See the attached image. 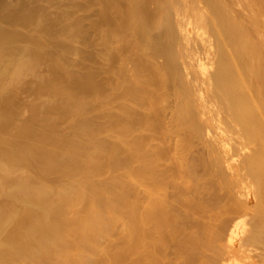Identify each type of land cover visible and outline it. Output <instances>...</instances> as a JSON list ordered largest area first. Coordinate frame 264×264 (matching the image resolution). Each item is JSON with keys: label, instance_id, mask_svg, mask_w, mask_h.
Segmentation results:
<instances>
[{"label": "bare ground", "instance_id": "6f19581e", "mask_svg": "<svg viewBox=\"0 0 264 264\" xmlns=\"http://www.w3.org/2000/svg\"><path fill=\"white\" fill-rule=\"evenodd\" d=\"M78 1L80 2V0H78ZM96 1H98V2H96ZM85 2H88V0L84 1V3ZM95 2L97 4H99V6L97 5V7L99 8L98 11L102 17L101 19L107 17V21H108L111 18V20H109V22H107L108 26L106 25L109 28H107L105 26L106 30L108 32L107 31H105V32H107V34H106L107 38L108 37L112 38L111 39L112 41L115 40L114 44H117L116 47H114V48H116L115 51L117 52V55H119L118 57H121V59H123V63H121V64L118 63V65L119 66L122 65V67L120 66L121 67L120 70H122V72H124L126 80H127V82H129V83L124 82L127 84V86H125V84L123 83L124 84L123 91H126L125 93L129 92L126 90L127 87H128V90L131 89L130 93L133 90L134 91L133 93H131V94L129 93L126 95L127 96L130 95L132 97L134 95V97H135V100L133 99L134 102H136V99L138 100L137 101L138 103L136 105L138 106V104L140 105V103L144 106L147 105L148 109H149V110L148 109L147 110L150 111V113L153 112L152 113V115H153L154 111L156 110L155 109L156 106H159L162 103H161V101H159L160 104L156 105V100L158 101L159 99L155 100V98L152 96V94H153V91H151L152 89L149 90V88H148L147 90H144V92L146 91L145 93L142 90V92L144 93L143 95H142V93H140L141 89L140 90L137 89L138 87L135 84H137L140 80H141V82L143 81V79H140V77H139L140 70H142L144 68H147V70L151 69L153 71L151 74L155 78L154 80L158 81L159 83L161 82L159 84L161 86H162V83L165 84V82L167 83L168 81H169L168 84H171V85L174 84L175 85L176 90H174V91L177 92L178 97H179V101H181V103H179L180 107H179V110L177 112L178 113L177 118H179V121H181V124L183 123L184 127L185 126L188 127V128L185 127L186 129L190 128V130H191V132L189 131L190 133L193 132L194 135H196V133L200 134L199 137L208 138L210 140L209 145L212 143V145L214 146L212 148L214 149V152L216 151L215 152L216 153L215 158L217 161L215 160L216 164L213 167L214 168L218 167L217 169H220V167H221L222 169H220V171L218 170L219 173H222L221 175H223V177H225L224 175L229 176V177L223 178V180L221 179V181L223 182L225 179H227V182L226 181H224V182H225V184L226 183L228 184V182H229L228 178H229L230 182L233 184V186H232V184L229 182L230 187H228V188H231V190L233 189V193H232L233 197L231 195L230 196L233 199L232 201H233V205H234V210L237 209L243 213V214H240V213L238 214V215H241L242 217L244 216L242 219L240 218L243 221L239 220V222H241V223L243 222V224H242L243 226L241 225L242 229L240 227L241 231L238 228L237 230H239L240 232H238L236 230H235L236 231L235 232L233 229L230 228L231 231L233 230L236 233V237L233 236V235H235V233L232 235L233 239L231 238L232 240L230 241V245L231 244L232 245L238 244L239 246L236 245L235 250H240V251H242V249L241 248L237 249V246L243 247L242 253L243 252L245 253L246 258H243V259L240 258L241 262H242V260H244L241 264H264V43L257 42L254 38L255 34L253 35V33H255V32H252V30H249V29H245L244 27H242L241 24H239V22L235 18H233V15L231 14V12L229 10V2H227V1H222V0H95ZM16 3H18V2L16 1ZM73 3H74V1H73ZM75 3H77V2H75ZM89 3H88V5H89ZM20 4H23V3H20ZM76 6H77V4H76ZM69 7H70V5H69ZM94 8H96V7H94ZM94 8H93V10H94ZM66 9H70V8H66ZM72 9H71V11H73ZM31 10H32V8L29 11L31 12ZM33 10H35V8H33ZM3 11H4V9H3ZM62 12H64V11H62ZM10 13H12V12L10 11ZM99 13H98V15H99ZM28 14L26 13L27 16H28ZM65 14H66V12L63 13L64 16H65ZM83 14H84V12H83ZM4 15L0 16V19H1L0 23H2V25L0 24V144H5V145H7V147L5 148V146H3L4 148H2V145L0 146V264H108V263H106V261H103L105 258H107L108 254L106 257L101 255L102 252L105 253V251L107 249H109V248L105 247V246H107V244L104 246V248H106L105 251L103 249L102 252L100 251V253H99V250H100L99 247H100V245H102V244H100L102 241H105V240L107 241V239H109L111 236H112V238H114L113 234L114 235L116 234L115 228H114L116 220H120L122 218L127 219L125 224H124V230H123V227L121 226L122 230L119 229V231H121V232L125 231L124 233L126 235H128V237H130V238L132 237L131 239H133L134 235L138 234L137 232L141 231L140 228L143 225H145V223H147V225H149L152 223L151 221H153V223L154 222L156 223L155 225H157V227H158V225H161V226H159L160 228H157L156 226H152V227H154L152 229L157 228L160 231H161V228L164 229L165 227H167L168 225L166 223L168 222V220L165 219L166 218L165 214L167 212H169V208L165 207L166 210L168 209V211L164 214V212L166 210L164 208L162 209L163 206H161V204L162 205L165 204V203L164 204L161 203L162 199L158 198V197H154V198L150 197L152 199V201H154V203H150V201H148L150 203L149 204L147 202L149 204V207L147 206L148 205L147 204L145 206L147 208H145V209L150 208V210H151V206H152L153 210L147 211L144 215H141V217H139L140 213L137 215L138 212L135 211L136 210V204H135L134 200H132L130 198L131 196L129 197L130 193H128V191L125 189L126 182L124 181V179L122 177H119L118 174H117V176L112 175L111 177H109L113 173L112 172V173H109L108 179H107L106 174H105L106 179H104L105 177L101 178L103 176L100 177L101 179L99 178V174L104 173L103 171H100V170L104 164V163H102L103 159H104L103 157L106 155L107 152L109 153V154L107 153L109 156H107L108 158L106 157L104 161H106V159H109V157H110L111 160L113 161L111 163L112 164L114 162L116 163L113 165H116L115 169H117V170L122 165V164L121 165L119 164V166H118L117 161H118L119 155H117V154H120V152H121L120 150L121 149L123 150V148H124V145L122 144L121 141L123 140V143H124L126 141V139L121 138L122 139L121 140L119 138L121 141L120 140L117 141L118 144L115 142L116 143L115 146H114V143L112 145L109 144L111 146V147L108 146L111 148V149L109 148L110 149L109 150V149H107V145H104V144H107L109 142H107V141L104 142V140L103 141L101 140V139H106V138H103V137L98 138L99 134L95 133V131L87 125L88 122L86 124V123H84L85 120H84V122L80 121V120H82V116H83L82 114H80V115H82L81 119H77V117L74 116V115L78 114L77 112L79 110H82V109H78V107L71 105L72 104L71 102L73 101L72 98H74L73 96L75 95L74 94L75 92H73L71 94L72 86L70 88V83H73L72 82L73 78L71 79V77L73 75L70 77L68 74H70L72 72V70L69 69L71 72L67 74V70L65 69L66 66H64L67 64H64V62L62 64L61 63L62 61H59L60 60L59 58H58L59 60H56L57 57L53 58L51 65H50L51 66L50 69L53 72L52 75H54L50 79H54V80H51L49 82L48 81L47 82H41V84H39L38 86L36 84L35 87H31V88H33V89H31V91L33 90V93L40 94V95L46 94L48 103H47L46 107H44L45 109L43 111L38 110L37 109L38 107H36V105L38 103L32 107H31V105H32L31 104L30 108H32L31 109L32 116L30 115L31 116L30 119L27 121V123H25L24 126L22 124H20L18 127L17 123L20 122L19 119H17L18 113L15 111L14 112L11 111L9 109V105L12 103L11 102L12 99H14L13 103L15 102V98H13V97H14L15 93L18 91V89L21 87V84L24 80L25 75H27V74L29 75V73H31L33 71V69H35L34 67L39 64V61L42 58L46 57L47 52L45 51L46 50L45 46L49 45V44L47 45V43L49 42V39L45 41V39H47V38H44L43 35L39 34L37 36L36 35L34 36V34L31 33L33 35V36H31V34L28 35L25 33V31H23V29L27 28L29 25L32 26L33 24H30V23L32 21L34 22V20L36 21L34 23H36V25H37V22L39 20L37 19L38 20L37 21L36 19H34L32 17L34 15L30 16L31 15L30 14L29 15L30 17H28V18H27V16L24 15L26 18L25 19L23 18L22 21H20L19 19L16 18L18 21H15V23L17 22L19 24L18 26H20V29L22 28V30H20V31L18 29H17L18 31L17 30L13 31V29H9V31L6 30L5 29L6 27L3 25L6 21L2 18L5 17V19H6L7 16H4ZM60 15H61V13H60ZM63 15H62V17H64ZM69 15L70 14L68 13V16ZM12 17L13 16H11V18ZM98 17L100 18V16H97V18ZM11 18H10V21H11ZM37 18H39V17L37 16ZM66 18H67V15H66ZM93 18H94V16H93ZM31 19H33V20L30 21ZM59 19H61V18H59ZM43 20H44V18H43ZM79 20H81V19H79ZM82 20L84 22V19H82ZM8 21H9V19H8ZM8 21H7V23L10 22V21L9 22ZM100 21H99V23H100ZM103 21H105V20L103 19ZM88 22H86V24ZM40 23L38 22L39 25H40ZM78 24H79V22H78ZM5 25H7V27L8 26L10 27V25H8L6 23H5ZM97 27H98V25H97ZM74 29H72V30L74 31ZM90 29H92V28H90ZM90 29H88V30H90ZM28 30H29V28H28ZM99 30L100 29L98 28L95 32H98ZM131 30H132V32H131ZM11 31H13V32H11ZM58 32H60V30ZM70 32H71V30H70ZM75 32H74V34H75ZM78 32H80V31H78ZM62 33H63V31H62ZM129 33H132L133 37L131 35H129ZM63 35H65V34H63ZM98 35L96 37H98ZM106 35L104 33V37H106ZM128 35H129V37H132V40L130 38L131 41H129V39H128L129 37L128 38L126 37ZM61 37H63V36H61ZM79 37H81V35H79ZM101 37H102V39L104 38L103 36H101ZM51 38H53V37H51ZM18 39H21V41ZM125 39H128L129 42L126 41ZM22 40H24L25 42L23 43ZM57 40H59V39H57ZM88 40H89V38H88ZM98 40H99V42L101 41L100 39H98ZM105 40H106V38H105ZM122 40H125V43H123ZM50 41L52 42L53 46H54L55 42H57V41H55L53 44L54 40L51 39ZM59 41H62V40H59ZM59 41L57 42V44H55V47L57 49L59 48L60 49L59 51H64L59 46L64 45L63 47L65 48V44L63 41L60 44H58ZM96 41H97V39H96ZM121 41L123 44H121ZM19 42H22V44H19ZM84 42H85V40H84ZM84 42H83V44H84ZM126 42H128V43H126ZM86 43H88L87 39H86ZM118 43H120V44L118 45ZM75 44H77V41ZM81 45H82V43H81ZM81 45L79 44V47H81ZM53 46H52V48H53ZM107 46H110V45H107ZM112 46L113 45H111V48H112ZM55 47H54V49H56ZM68 48H69V46H68ZM105 48H103V49L106 51L107 48L106 49ZM149 49L153 50V51H151L153 53V57H150V58L148 57L147 54L144 53V52H146V50H149ZM78 50H76V51H78ZM113 51H114V49H113ZM110 52H111V49H110ZM104 53H106V52H104ZM141 53H144L147 57L144 55L146 58L143 56L140 58H144V59L138 58L139 56L142 55ZM152 53L150 54L151 56H152ZM96 54L98 55V51ZM107 54H109V51ZM136 54L137 55L141 54V55L137 56ZM49 55H50V53H49ZM111 55H112V53L109 55L110 56L109 59H111ZM115 55H116V53H115ZM60 56H61V54H60ZM75 56H77V55H75ZM98 56H100V55H98ZM104 56L106 57V58H104L106 60L108 58V55L107 56L104 55ZM134 56H136L135 59H134ZM63 57H66L65 52H64ZM102 57H100V59ZM116 58L117 57H114V59H116ZM82 59H83V57H82ZM82 59H81V61H82ZM109 59H108V61H109ZM118 59L119 58H117V61H118ZM139 59H140V62H139ZM101 60H103V58ZM158 60L161 61V63H162V65L160 63V65L162 66V69H160V70L158 69V67L155 64V62H158ZM49 61H50V59H49ZM115 62H116V60H115ZM115 62H113V63H115ZM40 63H41V61H40ZM86 63H84V64H86ZM115 64H117V63H115ZM101 65H102V63H101ZM118 65L115 66L116 69L118 68ZM81 66L82 65L80 64V66L78 67L79 68L78 70H80ZM111 67H113V66H111ZM115 67H113V70H115L114 69ZM98 68H100V67H98ZM75 69L77 70V67ZM101 70H102V68H101ZM120 70L118 68V71H120ZM151 70H150V72H151ZM83 71H84V69H83ZM83 71H81V72H83ZM145 71H146V69H145ZM89 72H93V70L89 71ZM113 73H115V71ZM148 73H146L145 75H147ZM99 74H100V72H99ZM49 75H50V73H49ZM87 75H89V73ZM113 75H115V74H113ZM140 75H142V77H143L144 74L141 73ZM83 76H85V75H83ZM96 76H98V75H96ZM122 76H120V77L123 78ZM148 76L150 77V75H148ZM148 76H147V78H149ZM105 77L103 79H105ZM125 77H124V79H125ZM99 78L101 79V77H99ZM144 78H146V77H144ZM75 79L76 78H74L73 81H75ZM89 79H91V78L89 77L88 80ZM111 79H112V77H111ZM92 80H96V82H98L97 79L92 78ZM109 80H110V78H109ZM109 80H107L108 83H109ZM154 80H152L153 83H154ZM76 81L80 82V80H76ZM120 81H121V79H120ZM156 81H155V83L157 84ZM77 82L75 84H77ZM89 82L92 83L91 81H89ZM96 82H95V84H96ZM102 82H103V80H102ZM170 82H172V83H170ZM133 83H134V85H131ZM79 84L77 85L78 88H79ZM81 85L83 86V83ZM88 85L89 84H87V85L84 84L85 87L86 86L88 87ZM103 85H105V83ZM130 85L132 87L136 86L135 89H137V90H135L134 87H133V89H132V87L130 88ZM144 85L146 86L148 84L145 83ZM74 86H76V85H74ZM165 86H167V85H165ZM87 87L86 88L83 87V89H87ZM90 87H94V86L90 85ZM97 87H95V88L98 89ZM105 87H106V85H105ZM113 87H114V85H113ZM152 87H153V85H152ZM167 87H169V86H167ZM101 88H103V86ZM101 88H99V89H101ZM120 88H122V87H120ZM69 89H70V91H69ZM110 89H112V87H110L109 90ZM155 89L157 90L159 88H154V90ZM167 89L170 92L169 88H167ZM75 90H77V89H75ZM90 90L91 89L86 90V91L82 90V91H85L87 93V91H89V92L92 91V90L91 91ZM107 90H108V88H107ZM109 90L107 92H109ZM148 90L150 92H148ZM95 91L93 93H95ZM110 91H112V90H110ZM117 91L118 90H116L115 92H117ZM165 91H167V90H165ZM79 92L81 93V91H79ZM79 92L77 93L78 96H75V97L81 96V95H79ZM115 92H113V93H115ZM135 92H138L140 95H138ZM154 92L156 95V91H154ZM119 93H122V91ZM125 93L123 92V94H125ZM149 93H151V95ZM171 93H172V91H171ZM96 94L93 96L95 97ZM18 95H19V93H18ZM90 95H91V93L89 95H85V96L82 95V96H84L85 98H86V96H89L91 98ZM108 95H110V94H108ZM115 95L113 97H115ZM126 95H125V97H126ZM102 96H103V94H102ZM159 96H158V98H159ZM164 96H166V95H164ZM173 96H174V94H173ZM173 96L171 95L172 98H173ZM15 97L17 98V96H15ZM99 97L97 98L98 101H99ZM104 97L109 98L110 96L108 97L105 95ZM119 97L120 96H117V98H118L117 100L120 99ZM126 98L129 99V97H126ZM160 98H163V97H160ZM57 99H61V104H59V105H57V103L54 104V102ZM88 99L89 98H87V100ZM91 99H89L88 101H90ZM111 99L116 100L114 98H111ZM121 99L124 100L125 98H121ZM173 99H175V98H173ZM76 100H75V102L78 103L79 99L77 101ZM95 100H96V97H95ZM109 101H111V100H109ZM125 101L124 102L127 104V100H125ZM132 101L130 100L131 103H132ZM41 102H42V100H41ZM80 102H82L81 99H80ZM84 102L87 103L86 99ZM91 102H93V100H91ZM99 102H102V101H99ZM130 102H128V104ZM134 102L132 104H134ZM164 102H166V101H164ZM167 102H166V105H168ZM94 103L95 102H93V104ZM109 103L110 102H108V104ZM114 103H116V101ZM114 103H112V104H114ZM174 103H176V102H174ZM14 104H16V103H14ZM42 104H44V103H42ZM98 104H100V103H98ZM108 104H106V105H108ZM118 104H115V106L118 105V108H121V106H125L124 103H123V105H121L122 103L121 104L118 103ZM86 105H88V103ZM39 106H41V105L39 104ZM100 106L97 105V107H98L97 109H99ZM105 106H103V107H105ZM128 106L130 107L131 105L129 104ZM111 107L113 108V106H111ZM129 107H126V109L128 108L127 109L128 112L132 108L136 109V108H134L135 106L130 107V108ZM140 107H141V105H140ZM150 107H151V109H153V111L150 110ZM118 108L116 107V109H118ZM176 108H177V106H176ZM110 109L111 108H109V110ZM126 109L123 108L120 111L125 112ZM127 110L125 113L127 115H130V114H128ZM116 111L114 110V113ZM120 111L117 112V114L118 113L120 114L121 113ZM134 111L135 110H133V112ZM160 111H158V112H160ZM162 111H164V109H162ZM84 112L87 113L86 110ZM131 112H129V113H131ZM141 112H140L141 117H143L142 114H144V113H143V111H141ZM79 113H81V112H79ZM89 113L91 114V112H89ZM125 113L122 112L120 115H124ZM66 114H68V115L65 116ZM126 114L124 116H127ZM155 114H156V111H155ZM93 115H94V113H93ZM96 115H98V114L96 113ZM96 115L93 117V119L96 117ZM64 116L66 119L71 117L70 120H72L74 118V122L69 121L67 124V127L64 128L65 134L61 135L58 132L57 125L60 126L59 125L60 124L59 123V117H64ZM72 116H73V118H72ZM131 116H133V115H130L127 117H131ZM78 117H79V115H78ZM90 117H91V115H90ZM99 117H101V116H99ZM134 117H135V114H134ZM141 117H139V118H141ZM103 118H104V116H103ZM131 118H133V117H131ZM139 118H136V119H139ZM87 119H88V116H87ZM108 119H110V117H108ZM97 120H98V117H97ZM100 120H102V119H100ZM104 120H105V118H104ZM106 120H107V117H106ZM75 121H78V122H75ZM86 121H88V120H86ZM118 121H119V123H118ZM142 121H145V120L142 119ZM159 121L160 120H158V123H160ZM89 122H91V121H89ZM115 122H117V124ZM115 122L114 123L116 126L118 124L119 125L122 124V126L120 125V128L123 127V125L125 126V124H127V123L123 124L122 120H117V119ZM42 123L44 124L41 128L43 130H40L39 125ZM93 123H94V121H92V125H93ZM175 124H176V122H175ZM94 125H95V123H94ZM178 126H181V125H178ZM43 127H45V129ZM62 127H64V126H61L60 128H62ZM117 127H119V126H117ZM110 128L108 127V130H110ZM127 128H125V129H127ZM117 129L118 128H116V130ZM180 129L181 128H179L177 130H180ZM116 130H115V132H117ZM139 130H140V128H139ZM141 130H142V128H141ZM181 130H183V127ZM185 130H183V131H185ZM121 131H123V130H121ZM127 132H128V130H127ZM127 132H126V135H127ZM131 132L133 133V130ZM156 132L158 133L159 130L158 131L156 130ZM122 133L124 134V131ZM132 133H130L129 135H132ZM160 133H161V131H160ZM164 133H166V132H164ZM139 134H137V135L134 134V135L136 137H138ZM145 134H143V135H145ZM166 134H165V136H166ZM95 135L98 137H96ZM146 135L143 137H146ZM156 135H158V134H156ZM172 136H174V135H172ZM95 137H96V139H95ZM143 137L141 139H145ZM158 137H160V136H158ZM113 138H116V137L113 136ZM163 138L162 137L158 138V140L160 139V141H161V139H163ZM171 138H173V137H171ZM98 139H100V141H97ZM150 139H151V136H150ZM164 139L168 140L167 138H164ZM156 140H157V138H156ZM187 140H188V138L186 139V142H187ZM128 141L125 142V144H127L125 146H129V142H130V144H131L130 147L131 148L135 147V148H133V150L135 149L136 150L135 152H137V153H135L133 150H129V153L131 152L130 154H133V155L136 154L137 155V156L132 155L133 158L137 157L138 160H140V158L142 159L143 156H144L143 158H145V159H147L149 157V155H147V154L149 153L148 151H150V149H147L148 153L146 152L147 153L146 155L148 157L147 156L145 157V155L141 156L140 154H138V150L140 148H139V145L137 144V142H133V141L128 142ZM153 141H155V140H153ZM171 141H172V139H171ZM190 141L192 142L193 140L190 139ZM86 143H87L89 151L85 147ZM183 144H185V143H183ZM144 145L141 146V144H140V147H143V153H144V149H145ZM169 145L170 144H168V146ZM190 145H192V143ZM104 146H106V147H104ZM186 146L189 147V144L187 143ZM136 147L139 149H137ZM84 148H86V150ZM149 148H151V147L149 146ZM105 149H107L108 151L107 150L105 151ZM127 149H129V148H127ZM154 149H155V147H154ZM151 150L153 151V149H151ZM184 150H186V149H184ZM103 152H106V153H103ZM123 152H125V151H123ZM132 152H134V153H132ZM167 152L168 151L166 150L165 153H167ZM154 153L155 152H153V154ZM122 154L123 153H121V155ZM124 154L126 155V153H124ZM124 154H123L122 158L123 157L125 158ZM156 154H158V152L155 153V156H157ZM163 154H164V152H163ZM127 155H128V153H127ZM127 155H126V158H128ZM138 155H140L139 156L140 158L138 157ZM181 156H183V155H181ZM115 157H117V158H115ZM157 157H159V155ZM133 158L130 160V162L133 161ZM174 158H173V160L172 159L171 160L172 161L176 160ZM179 158H177V159H179ZM145 159H143V161ZM181 159L183 160V158H181ZM166 160H167V158H166ZM121 161L125 163L124 159H121ZM134 161H135L134 164L136 165V158ZM187 161H188V159H187ZM107 162H108V160H107ZM130 162L128 163V160H127V165H129ZM176 162H177V160H176ZM178 162H179V160H178ZM142 163H145V162H142ZM146 163L148 164L147 161H146ZM151 163H152V161L148 165H153V163L152 164ZM170 163H172V162L170 161ZM181 163H182V161H181ZM145 164L144 165L138 164L139 167L141 165L139 170H137V168H136L137 166H135L136 169L135 168L134 169L137 171L133 170L136 173L132 172V174L133 173H134V175L137 174V177L140 179L141 178L147 179L148 176L143 177L144 176L143 172L146 169L149 172H147L146 170L145 171L147 173H150L151 172L150 169H152V168H150L151 166H148V165L146 166ZM192 164H190V165H192ZM198 164H199V162L197 163V165ZM105 166H106V163H105ZM117 166H118V168H117ZM145 166L147 168L149 167V170L147 168L144 169ZM210 166H212V165L210 164ZM169 167H170V165H169ZM108 168H110V167H108ZM111 168H112V165H111ZM131 168H132V166H131ZM178 168H180V167H178ZM184 168H186V167H184ZM184 168H183V170H184ZM211 169L213 170V168H211ZM121 170H122V168L120 169V171ZM153 170H155V169H153ZM185 170H188V169H185ZM222 170H223V172H222ZM107 171L108 170H106V172ZM114 172H116V171H114ZM146 172H145V175L147 174ZM172 172H173V170H172ZM126 173H127V171H126ZM129 173L130 172H128V174ZM187 173H188V171H187ZM180 174L181 173H179V175ZM141 175H143V176H141ZM147 175H149V174H147ZM151 175H153V174H150V177H151ZM124 176H125V174H124ZM199 176H200V174H199ZM185 177H184V179H185ZM211 177H212V175H211ZM126 178H127V181H129L127 176H126ZM129 178H132V176L130 177V175H129ZM134 178H136V177L134 176ZM181 178H182V176H181ZM152 179H153V177H152ZM152 179L150 180L151 183H152ZM153 180L155 181V179H153ZM185 180H183V181H185ZM137 181H139V180L137 179ZM212 181H214V179ZM217 181L218 180H216V182ZM219 181H218V183H219ZM135 182H133V183H135ZM150 182H148V183H150ZM127 183H129V182H127ZM142 183H143V181H142ZM155 183H156V181H155ZM157 183L155 186H157L159 184V183L158 184ZM189 184L192 185L191 182ZM161 186H165V185L161 184ZM161 186L159 185L158 186L159 188H156V189H154V187H152L151 190L154 189L155 191L156 190L161 191L163 189ZM223 186H224V184H223ZM166 187H164V189ZM169 187H170V185H169ZM147 188H148V186H147ZM159 189H161V190H159ZM171 190H172V188H171ZM227 190H229V189H227ZM229 191L227 193H229ZM172 192H171V194H172ZM186 192H188V191H186ZM198 192H199V190H198ZM147 193H149V192H147ZM156 193H157V191L154 194H151V196L155 195ZM160 193H163V192H160ZM176 194H177V192H176ZM161 195L163 196V194H161ZM228 195L229 194H227V196ZM176 196H178V195H176ZM210 196H211V194H210ZM191 197H193V196H191ZM150 198H148V199L150 200ZM155 198L157 201H159L158 203H160V205L155 200H153ZM163 199H165V198H163ZM172 199L174 201L176 198L175 199L172 198ZM188 199L191 200L190 196H188V198L186 200L188 201ZM192 199H194V198H192ZM198 199H199V197H198ZM183 200H185V199H183ZM206 200H207V198H206ZM213 200H215V199H213ZM193 201H196V199H194ZM200 201H202V200H200ZM164 202H165V200H164ZM155 203H157V204L155 205ZM175 203L177 204V202H175ZM195 203H193V204L195 205ZM151 204H153L154 206ZM166 204H165V206H166ZM224 205H225V207L227 206L226 204H224ZM157 206H159V207L157 208ZM201 207H202V205H201ZM208 207H207V209H208ZM231 207H232V204H231ZM199 208H200V206H199ZM209 208L211 209L212 207H209ZM226 208L228 209V207H226ZM232 208H231V210H232ZM216 209H218V208H216ZM203 210L207 211L204 208H203ZM211 210L213 211V209H211ZM216 211L220 212V209L216 210ZM228 211H230V210H228ZM187 212H188V210H187ZM209 212L211 213V211H209ZM217 212L215 214H217ZM219 212H218V214H220ZM169 213H168V215H170ZM177 213L178 212H176V214ZM179 214H181V212H179ZM211 214H209V216H212ZM235 216H237V215H235ZM213 218L215 219L216 217L213 216ZM213 218H211V219H213ZM211 219H209V220H211ZM165 220H166V223H165ZM218 221H219V218H218ZM236 221H238V220L236 219ZM148 222H150V223L148 224ZM209 222H211V221H209ZM216 222L217 221H215L213 223H216ZM164 223H165V227H163ZM168 223H170V221ZM213 223H211V224H213ZM241 223H238V225H240ZM231 224H234V223H231ZM147 225H145V227H148ZM228 225L229 224H227L226 226H228ZM186 226H188V225H186ZM224 230H225V228H224ZM116 232H117V230H116ZM121 232H119V234L123 236V234H121ZM142 232H144V231H142ZM142 232H141V235H143ZM144 233H147V232H144ZM149 234H150V236H149L150 238L155 237V238H153V240L155 239V241L157 242V243L155 242L156 244H159L160 242H162V238H163L162 234H160L158 232L156 234H154V236L151 233H149ZM172 234H173V232H172ZM220 235L221 234H219V236H218L219 238L222 236V235L221 236ZM135 237L137 239L140 238V236H138V237L135 236ZM194 238L195 237H193V239ZM210 238H209V240H210ZM118 239H120L122 241V237H120ZM135 239L133 241H135ZM111 240H113V239H111ZM120 240H118V241H120ZM123 240H125L124 237H123ZM138 240H136L135 242L141 241V240H139V241ZM145 240L147 241V238ZM149 240L150 239H148L147 242H149ZM133 241H131L132 242L131 244H133V245L139 244V243H133ZM143 241H144V239H143ZM143 241H141V242H143ZM171 241L173 242V239ZM221 241H223V240H221ZM147 242H146V244H147ZM150 242H152V241L150 240ZM111 243L113 244V242H111ZM111 243L109 245H111ZM153 243H154V241H153ZM217 243H219V242L217 241ZM227 243L229 244V242H227ZM228 244H226V245L228 246ZM124 245H125V243H124ZM142 245H143V247L145 246L144 243ZM148 245H149V243H148ZM162 245H163V243L159 246H162ZM170 245H172V244L170 243ZM118 246L120 247V244ZM129 246L130 245L127 246V248H129V254L131 251L134 254L133 250H135V249L131 250V248H133L135 246H133V247L130 246L131 248ZM138 246H137V248H139L141 246V244L139 247ZM187 246H189V245L187 244ZM234 246H232V247H234ZM143 247L141 246L140 248H143ZM220 247H222V245H220ZM112 248H110V249H112ZM127 248H125V249H127ZM199 248H200V246H199ZM101 249H102V247H101ZM110 249L108 251H110ZM115 249H116V247H115ZM123 249H124V247L122 249H120L119 252H122ZM206 249H208V248H206ZM206 249H205V251H206ZM144 250H145V247H144L141 255L144 253ZM148 250L150 251L151 249H148ZM199 250L200 249H198V251ZM73 251L74 252L77 251V252L74 253ZM173 251H174V249H173ZM112 252H114V251H112ZM117 252H118V250L116 251V253L114 252L113 254L108 252V253H110L109 255H112V256L108 257V259L110 258L109 260H112V262H110L109 264H121L119 262H121V259L124 258L122 253L125 251L123 250V252L120 254H117ZM137 252H135V253H137ZM145 252H146V250H145ZM154 252H156V251H154ZM199 252H201V251H199ZM132 253L130 255H132ZM158 253H159V251H158ZM175 253H176V251H175ZM194 253H195V251H194ZM194 253H193V255H194ZM196 253L198 256L199 253L198 252H196ZM216 253H218V252L216 251ZM127 254H128V249H127L125 256ZM137 254H135V255H137ZM145 254H147V253H145ZM184 254L185 253L183 252V255ZM155 255H157V254H155ZM221 255H223V254H221ZM100 256H102L101 257L102 259L104 257V259L102 260L100 258ZM142 256H144V255H142ZM151 256L149 257V259H147L148 261H151L150 260V259H152ZM163 256H165V255H163ZM180 256H181V254H180ZM190 256H192V255H190ZM202 256H204V255H202ZM145 257H146V255H145ZM145 257H141V258H145ZM159 257H160V254H159ZM137 258H138V256H137ZM182 258H184V257H182ZM207 258H210V257L207 256ZM236 258H237L236 261L239 260L238 259L239 257H236ZM131 259L132 258H130V260ZM189 259H190V257H189ZM197 259H199V258L197 257ZM139 260H140V258H138L137 261H139ZM220 260H222V259L220 258ZM141 261H143V259ZM223 261H225V260H223ZM127 262H129V260ZM152 262L153 261H151V263ZM191 262H192V260H191ZM196 262H194V264ZM212 263H213V261H212ZM231 263L232 262L230 261V264ZM239 263H240V261H239ZM148 264H149V262H148ZM169 264H171V262Z\"/></svg>", "mask_w": 264, "mask_h": 264}, {"label": "rangeland", "instance_id": "374dc122", "mask_svg": "<svg viewBox=\"0 0 264 264\" xmlns=\"http://www.w3.org/2000/svg\"><path fill=\"white\" fill-rule=\"evenodd\" d=\"M6 1V2H5ZM16 1L18 2V3H16ZM28 1V2H27ZM73 1H74V3H73ZM84 1H87V0H80V2L78 1V0H0V16H3L4 14V16H7V18L5 19V17L4 18H2V19H4L6 22V24H8V25H10V27L8 26L7 27V25H5V23L3 24L6 28V30H8L9 31V29H13V31H15V30H22V28L20 29V26H18L19 24L16 22L15 23V21H18L17 19H19L20 21H22V19L24 18H26L25 16H27L26 15V13L28 14V16H27V18L28 17H30V16H32V15H34V16H32L34 19H38L37 21L40 23V25L38 24V22H37V25H36V23H34V22H36L35 20H34V22L32 21L33 19H31L30 21H32L30 24H33L32 26H28L27 28H25V29H23V31H25V33L26 34H28V35H30L31 33H33L34 34V36L36 35H43V37L44 38H47V39H45V41L46 40H48L49 39V42L47 43V45L48 46H45L46 47V52H47V54H46V57H44V58H42L40 61H41V63H40V61H39V64L37 65V66H35L34 68L35 69H33V71L31 72V73H29V75L27 74V75H25V77H24V80H23V82H22V84H21V87L18 89V93H19V95H18V93L16 92L15 93V95H14V97L13 98H15V102L14 103H16V104H14L13 103V101H14V99H12V103L9 105V109L11 110V111H15V112H17L16 114H17V119H19V123H17V125H18V127H19V125L20 124H22L23 126L25 125V123H27V121L30 119V117L32 116V113H31V109L32 108H30V105H31V107L32 106H35L37 103V105H36V107H38L37 109L38 110H41V111H43L45 108L44 107H46V105H47V96H46V94H36V93H33V90L31 91V89H33V88H31V87H35L36 86V84H37V86L39 85V84H41V82H49V81H51V80H54V79H50V78H52L54 75H52L53 74V72H52V70L50 69V65H51V62H52V59L53 58H56V60H59V61H62L61 63L63 64V62H64V64H67V65H64V66H66L65 67V69L67 70V74L68 73H70L71 71L69 70V69H71L72 70V72L70 73V74H68L70 77H71V79L73 78H76L75 79V81L76 80H80V82L78 81H76L77 82V84H75L76 82L75 81H73V79H72V82L73 83H70V88H71V86H72V88H71V94L73 93V92H75L74 94V98H72L73 99V101L71 102L72 104V106H75V107H78V109H82V110H79L77 113L78 114H76V115H74V116H76L77 117V119H81V116H82V120H80V121H83L84 122V120H85V122L84 123H86L87 124V122H88V126L91 128V129H93L94 131H95V133H98L99 135V137L98 136H96V137H98V138H106V139H101L102 141L104 140V142H109V143H107V144H104V145H107V149H109L111 146L109 145V144H113L114 143V146L116 145V143H117V141H119L121 138L122 139H126V141L125 142H127L128 140L129 141H133V142H137V144L139 145V148L141 149H139V148H137V149H139L138 150V154H140L141 156H143V155H145V157L147 156V155H149V157L147 158V159H145V158H143L142 157V159L139 157L140 155H138V157L140 158V160H138V158L137 157H134L133 158V156H137L136 154H130L129 153V150H133V148H135V147H133V148H131L130 146H131V144H130V142H129V146H125V145H127V144H125V142L123 143V140L121 141L122 142V144L124 145V148H123V150L121 149L119 152H120V154H117V155H119L118 156V161H117V163H118V166H119V164L121 165L119 168H118V166H117V168H118V170L117 169H115L116 168V165H113V164H116L115 162L112 164L111 162H113L112 160H111V158L109 157V159H106V161H104L105 160V158L107 157V156H109L106 152H103V153H106V155L103 157L104 159H103V162L102 163H104L103 164V167H101V170L100 171H103L104 173H100L99 174V178L101 177V176H103V177H101V178H104V179H106V176H107V179H108V176H109V173H112L109 177H111L112 175H116L117 176V174H118V176L119 177H122L123 179H124V181L126 182V187H125V189L128 191V193H130L129 194V197L132 199V200H134V202H135V204H136V210L135 211H137L136 213H137V215L139 214L140 216L139 217H141V215H144L147 211H152L153 209V207L151 206V210H150V208L149 209H145V208H147V207H145L149 202L148 201H150V203H154V201H152V199L150 198V197H152V198H154V197H158V198H161L162 199V201H161V203H167L166 204V206H165V204L164 205H162L161 204V206H163L162 207V209L164 208L165 210H166V208L168 207L169 208V212H167L168 211V209L164 212V214H165V219L166 220H168V222L170 221V223H166V220H165V223L168 225H166L167 227H165V223H164V226L163 227H165L164 229L163 228H161V231L159 230V229H157V228H160L159 226H161V225H158V227H157V225H155L156 223L154 222L153 223V221H151L152 223L151 224H149L150 222H148V224L150 225H147V223H145V225H147L148 227H145V225H143L141 228H140V230L141 231H139V232H137L138 234H136V235H134V238L133 239H131L130 237H128V235H126L124 232L125 231H119V229L120 230H122V227H123V230H124V224H125V222H126V218H122V219H120V220H116L115 221V226H114V228H115V235L113 234V237L115 238H112V236L109 238V239H107V241L105 240V241H102L100 244H102V245H100V250H99V253H100V251L102 252V250L104 249V251H105V249L106 248H104V246L107 244V246H105V247H107V248H112V249H110V251H108L109 249H107L106 251H105V253H103L102 252V254L101 255H103L104 257H106L107 256V254H108V256H107V258H105L104 259V257H103V259L101 258L102 256H100V258L103 260V261H106V263H110V262H112V260H109L108 259V257L109 256H112V255H109L110 253H116V251L118 250V252L120 251V249H122L123 247H124V251L125 252H123V250H122V252H117V254H120V253H122L123 254V257L124 258H122L121 259V262H119V263H121V264H148V262H149V264L151 263V261H153L151 264H169L170 262H171V264H194V262H196L195 264H230V261L232 262L231 264H241L244 260H242V262H241V260H240V258H246V255H245V253L243 252L242 253V251H243V247H238L239 245L238 244H236V245H238L237 246V249H239V248H241L242 249V251H240V250H235L236 249V245L235 244H231L230 245V241L233 239V237H232V235L236 232V231H238V232H240L241 230H240V227H241V225L243 224V222L241 223V222H239V220H241L243 217L241 216V215H238L239 213L240 214H243L242 212H240L239 210H237V209H235L234 210V205H233V199H232V197H233V195H232V193H233V189L231 190V188H228V187H230L229 186V182H230V180H229V178H228V184L226 183L225 184V182L224 181H226L227 182V179H225L223 182L221 181V179L223 180V178H225V177H229L228 175L226 176V175H224L225 177H223V175H221L222 173H219V171H220V169H222L221 167H220V169H217L218 167H216V168H214L213 166L216 164V162H215V160H216V151L214 152V149L212 148V147H214L213 145H212V143L209 145V139L208 138H203V137H199V135L200 134H197L196 133V135H194L193 134V132L192 133H190L191 132V130H190V128L189 129H186L185 127H187V126H185L184 127V125H183V123L181 124V121H179V118H177V116H178V110H179V107H180V104L179 103H181V101H179V97H178V94H177V92L176 91H174V90H176L175 88V85L174 84H168L169 83V81L166 83L165 82V84H163L162 83V86L161 85H159L160 83L158 82V81H156V80H154L155 78L153 77V75L151 74L153 71L151 70V69H149V70H147V68H144V69H142V70H140V74L142 73V74H144L143 75V77H142V75H140L139 74V77H140V79H143V81L141 82V80L137 83V84H135L138 88L137 89H141V92L140 93H142V95L146 92H144V90H147L148 88H149V90H151V91H153V94H152V96L155 98V100L156 99H159L158 101L156 100V105H159L160 103H159V101H161V103L162 104H160L159 106H156V114H155V111H154V114L152 115V113H150V111H148L149 109H148V106L146 105V106H144V105H142L140 102V105H141V107H140V105L138 104V106L136 105L138 102V100L136 99V102H134V100H135V97H134V95H133V97L132 96H130V95H126V94H129L130 93V91H131V89H129L128 90V87L126 88V90L127 91H129V92H127V93H125L126 91H123V86H124V84H125V86H127V84L126 83H129V82H127V80H126V77H125V74H124V72H122V70H120L121 69V67H122V65H118V63L119 64H121V63H123V59H121V57H118L119 55H117V52L115 51V49L116 48H114V47H116V45L117 44H114V42H115V40L114 41H112L111 39L112 38H107V30H106V27L108 26V24H107V22H109V20H111V18L107 21V17L106 18H103L105 21H103V19H101L102 17H101V15H100V13H99V8L97 7V5L99 6V4H97L96 2H98V1H96L95 2V0H88V2H85L84 3ZM222 1H227V2H229V10H230V12H231V14L233 15V18H235L238 22H239V24H241L242 25V27H244L245 29H249V30H252V32H255V33H253V35L255 34V40L257 41V42H262V43H264V0H222ZM3 2V3H2ZM5 2V3H4ZM27 2V3H26ZM75 2H77V3H75ZM90 2V3H89ZM20 3H23V4H20ZM70 3V4H69ZM73 3V4H72ZM82 3V4H81ZM84 3V4H83ZM88 3H89V5H88ZM76 4H77V6H76ZM16 5V6H15ZM23 5V6H22ZM25 5V6H24ZM32 5V6H31ZM69 5H70V7H69ZM81 5V6H80ZM88 5V6H87ZM11 6V7H10ZM22 7V8H21ZM75 9H74V8ZM87 7V8H86ZM94 7H96V8H94ZM32 8V10H33V8H35V10H31V12L29 11L30 9ZM66 8H70V9H66ZM73 8V9H72ZM89 8V9H88ZM93 8H94V10H93ZM3 9H4V11H3ZM10 9V10H9ZM26 9V10H25ZM29 9V10H28ZM71 9L73 10V11H71ZM79 9V10H78ZM40 10V11H39ZM68 10V11H67ZM76 10V11H75ZM88 10V11H87ZM3 13H2V12ZM10 11L12 12V13H10ZM62 11H64V12H62ZM82 11V12H81ZM87 11V12H86ZM90 11V12H89ZM34 12V13H33ZM66 12V14H65V16L63 15V13H65ZM71 12V13H70ZM83 12H84V14H83ZM60 13H61V15H60ZM68 13L70 14L69 16H68ZM88 13V14H87ZM98 13H99V15H98ZM23 14V15H22ZM31 14V15H30ZM36 14V15H35ZM21 15V16H20ZM25 15V16H24ZM30 15V16H29ZM62 15L64 16V17H62ZM66 15H67V18H66ZM231 15V16H232ZM9 16V17H8ZM11 16H13L12 18H11ZM37 16L40 18H37ZM86 16V17H85ZM93 16H94V18H93ZM97 16H100V18L98 17L97 18ZM19 17V18H18ZM22 17V18H21ZM83 17V18H82ZM85 17V18H84ZM88 17V18H87ZM90 17V18H89ZM10 18H11V21H10ZM17 18V19H16ZM43 18H44V20H43ZM59 18H61V19H59ZM64 20H63V19ZM93 18V19H92ZM109 18V17H108ZM8 19H9V21H8ZM14 19V20H13ZM78 21H77V20ZM79 19H81V20H79ZM82 19H84V22H83V20ZM86 19V20H85ZM101 21H100V20ZM72 20V21H71ZM94 20V21H93ZM98 20V21H97ZM7 21L9 22V23H7ZM19 21V22H20ZM61 21V22H60ZM74 21V22H73ZM76 21V22H75ZM81 21V22H80ZM89 21V22H88ZM99 21H100V23H99ZM0 22H1V19H0ZM78 22H79V24H78ZM86 22H88L87 24H86ZM102 22V23H101ZM105 22V23H104ZM67 23V24H66ZM71 23V24H70ZM77 23V24H76ZM83 23V24H82ZM111 23V22H110ZM1 25H2V23H0ZM74 24V25H73ZM77 26H76V25ZM94 24V25H93ZM96 24V25H95ZM102 24V25H101ZM13 25V26H12ZM17 25V26H16ZM21 25V24H20ZM35 25V26H34ZM87 25V26H86ZM97 25H98V27H97ZM107 25V26H106ZM64 26V27H63ZM72 26V27H71ZM106 26V27H105ZM110 26V25H109ZM62 27V28H61ZM75 29H74V28ZM87 27V28H86ZM28 28H29V30H28ZM67 30H66V29ZM74 29V31L72 30V29ZM90 28H92V29H90ZM100 29L98 32H95L97 29ZM102 28V29H101ZM107 28H109V27H107ZM71 30V32H70V30ZM81 29V30H80ZM88 29H90V30H88ZM104 29V30H103ZM111 29V28H110ZM109 29V30H110ZM17 30V31H18ZM28 30V31H27ZM60 30V32H58ZM80 31V32H78V31ZM85 30V31H84ZM92 30V31H91ZM13 31H11V32H13ZM44 31V32H43ZM62 31H63V33H62ZM76 31V32H75ZM89 31V32H88ZM104 31V32H103ZM105 31H107V32H105ZM57 32V33H56ZM65 32V33H64ZM68 34H67V33ZM74 32H75V34H74ZM92 32V33H91ZM101 34H100V33ZM131 32H132V30H131ZM56 33V34H55ZM60 33V34H59ZM80 33V34H79ZM84 33V34H83ZM86 33V34H85ZM88 33V34H87ZM97 33V34H96ZM104 33H105V35H106V37H104ZM63 34H65V35H63ZM77 34V35H76ZM99 34V35H98ZM47 37H46V36ZM53 35V36H52ZM63 36V37H61V36ZM70 35V36H69ZM74 35V36H73ZM79 35H81V37H79ZM92 37H91V36ZM98 35V37H96ZM103 36L104 38L102 39V37L101 36ZM129 35H131L132 37H133V35H132V33H129ZM129 35L128 36H126L127 38L129 37ZM31 36H33L32 34H31ZM57 36V37H56ZM69 36V37H68ZM51 37H53V38H51ZM56 37V38H55ZM61 37V38H60ZM85 37V38H84ZM132 37H129L128 39H129V41H131L132 40ZM77 38V39H76ZM88 38H89V40H88ZM105 38H106V40H105ZM130 38H131V40H130ZM54 40L53 41V44H54V42L55 41H59V40H62L63 42H64V44H65V48L63 47L64 45H61V46H59L60 48H62L64 51H59L60 49L58 48H56L55 47V44H57V42H55V44H54V46L52 45V42L50 41V40ZM56 39V40H55ZM57 39H59V40H57ZM86 39H87V41H88V43H86ZM96 39H97V41H96ZM98 39H100L101 41L99 42V40ZM109 39V40H108ZM128 39H125L126 41H128ZM18 40H20L21 41V39H18ZM83 40V41H82ZM84 40H85V42H84ZM103 40V41H102ZM125 40H122L123 41V43H125ZM23 41V43L25 42L24 40H22ZM62 41H59V43L58 44H60ZM75 41V42H74ZM76 41H77V44H75L76 43ZM122 41H121V44H123L122 43ZM128 41V42H129ZM17 42V41H16ZM83 42H84V44H83ZM99 42V43H98ZM110 42V43H109ZM113 42V43H112ZM128 42H126V43H128ZM81 43H82V45H81ZM87 45H86V44ZM109 43V44H108ZM18 44V43H17ZM19 44H22V42H19ZM63 44V43H62ZM79 44L81 45V47H79ZM104 44V45H103ZM120 43H118V45H119ZM69 46V48H68V46ZM101 45V46H100ZM107 45H110V46H107ZM111 45H113L112 46V48H111ZM52 46H53V48H52ZM103 46V47H102ZM54 47L56 48V49H54ZM78 47V48H77ZM85 47V48H84ZM107 49H106V48ZM77 48V49H76ZM103 48H105L106 49V51L103 49ZM61 49V50H62ZM79 49V50H78ZM99 49V50H98ZM110 49H111V52H110ZM113 49H114V51H113ZM76 50H78V51H75ZM104 50V51H103ZM150 50V51H149ZM149 50H146V52H144L145 54H147L148 55V57L150 58V57H153V53L151 52V51H153V50H151V49H149ZM97 51H98V55H100V56H98L96 53H97ZM102 53H100V52ZM108 51H109V54H107L108 53ZM55 52V53H54ZM64 52H65V56L66 57H63V55H64ZM104 52H106V53H104ZM152 53V56L150 55L151 53ZM49 53H50V55H49ZM95 53V54H94ZM112 53V55H111V59H109L110 58V54ZM115 53H116V55H115ZM144 53H141V54H138V55H141V56H139L138 58H140V57H145L146 55L144 54ZM60 54H61V56H60ZM72 54V55H71ZM80 56H79V55ZM75 55H77V56H75ZM104 55H108V58L105 60L104 58H106ZM137 55V54H136ZM137 55V56H138ZM145 55V56H144ZM103 56V57H102ZM113 56V57H112ZM81 57V58H80ZM82 57H83V59H82ZM94 57V58H93ZM100 57H102L103 58V60H101L100 59ZM114 57H117V58H119L118 59V61H117V58L116 59H114ZM135 57L136 56H134V59H135ZM147 57V56H146ZM145 57V58H146ZM48 58V59H47ZM59 58V59H58ZM93 58V59H92ZM99 58V59H98ZM114 60H113V59ZM137 58V59H138ZM49 59H50V61H49ZM81 59H82V61H81ZM108 59H109V61H108ZM140 59H144V58H140ZM140 59H139V62H140ZM148 59V58H147ZM46 60V61H45ZM90 60V61H89ZM100 62H99V61ZM115 60H116V62H115ZM122 62H121V61ZM71 61V62H70ZM75 61V62H74ZM102 61V62H101ZM157 61V60H156ZM48 62V63H47ZM87 62V63H86ZM106 62V63H105ZM113 62H115V63H117V64H115V63H113ZM138 62V61H137ZM76 63V64H75ZM84 63H86V64H84ZM90 63V64H89ZM95 63V64H94ZM99 63V64H98ZM101 63H102V65H101ZM105 63V64H104ZM160 63H161V61H159L158 60V62H155V64H156V66L158 67V69L160 70V69H162V63H161V65H160ZM80 64L82 65L81 67H80V70H78L79 68V66H80ZM111 64V65H110ZM113 64V65H112ZM158 64V65H157ZM87 65V66H86ZM99 65V66H98ZM107 65V66H106ZM118 65V68H119V70L120 71H118V68L116 69V67L115 66H117ZM69 66V67H68ZM103 66V67H102ZM111 66H113V67H115L114 69L115 70H113V67H111ZM38 67V68H37ZM77 67V70L75 69V68ZM84 67V68H83ZM98 67H100V68H98ZM160 67V68H159ZM92 68V69H91ZM101 68H102V70H101ZM104 68V69H103ZM83 69H84V71H83ZM145 69H146V71H145ZM35 70V71H34ZM51 70V71H50ZM93 70V72H89V71H92ZM150 70H151V72H150ZM164 70V69H163ZM78 71V72H77ZM81 71H83V72H81ZM86 71V72H85ZM98 71V72H97ZM115 71V73H113ZM118 71V72H117ZM145 73H144V72ZM162 71V70H161ZM99 72H100V74H99ZM103 74H102V73ZM150 74H149V73ZM49 73H50V75H49ZM75 73V74H74ZM77 73V74H76ZM85 73V74H84ZM89 73V75H87ZM93 75H92V74ZM106 73V74H105ZM146 73H148L147 75H145ZM79 74V75H78ZM111 76H110V75ZM113 74H115V75H113ZM123 76H122V75ZM154 74V73H153ZM83 75H85V76H83ZM96 75H98V76H96ZM106 77H105V76ZM109 75V76H108ZM113 75V76H112ZM148 75H150V77L148 76ZM95 76V77H94ZM120 76H122L123 78H121ZM147 76L149 77V78H147ZM153 78H152V77ZM48 77V78H47ZM81 77V78H80ZM83 77V78H82ZM91 78V79H89L88 80V78ZM97 77V78H96ZM99 77H101V79L99 78ZM105 77V79H103ZM111 77H112V79H111ZM124 77H125V79H124ZM144 77H146V78H144ZM44 78V79H43ZM55 78V77H54ZM80 78V79H79ZM92 78L93 79H97V81L98 82H96V80H92ZM109 78H110V80H109ZM115 78V79H114ZM84 81H82V80ZM85 79V80H84ZM87 79V80H86ZM119 79V80H118ZM120 79H121V81H120ZM154 80V83H155V81L157 82V84L155 83H153V81L152 80ZM45 80V81H44ZM101 80V81H100ZM102 80H103V82H102ZM107 80H109V83H108V81ZM149 80V81H148ZM25 81V82H24ZM39 81V82H38ZM89 81H91L92 83H90ZM96 82V84H95V82ZM114 81V82H113ZM118 81V82H117ZM148 81V82H147ZM75 82V83H74ZM120 82V83H119ZM124 82H126V83H124ZM150 82V83H149ZM80 83V84H79ZM83 83V86L81 85ZM101 85H100V84ZM105 83V85H106V87H105V85H103ZM109 85H108V84ZM124 83V84H123ZM143 83V84H142ZM148 84V85H144V84ZM170 83H172V82H170ZM34 84V85H33ZM73 84V85H72ZM79 84V88L77 87V85ZM84 84H89L88 85V87H87V89H83V87L84 88H86L85 86H84ZM98 84V85H97ZM114 85V87H113V85ZM122 84V85H121ZM151 84V85H150ZM23 85V86H22ZM74 85H76V86H74ZM90 85H92V86H94V87H90ZM100 85V86H99ZM111 85V86H110ZM120 85V86H119ZM131 85H134V83L133 84H131ZM130 85V88L132 87ZM141 85V86H140ZM152 85H153V87H152ZM155 85V86H154ZM165 85H167V86H169V87H167V86H165ZM98 86V87H97ZM103 86V88H101ZM118 86V87H117ZM136 86H133L134 87V89H135V87ZM140 86V87H139ZM143 86V87H142ZM158 86V87H157ZM81 87V88H80ZM95 87H97L98 89H96ZM110 87H112V89H110V90H112L113 92H115L116 90H118L117 92H115V93H113L112 91H110L109 90V88ZM120 87H122V88H120ZM133 87H132V89H133ZM145 87V88H144ZM152 87V88H151ZM162 89H161V88ZM166 87V88H165ZM77 89V90H75V89ZM94 88V89H93ZM99 88H101V89H99ZM107 88H108V90H109V92H107L108 90H107ZM115 88V89H114ZM143 88V89H142ZM154 88H159V89H155L154 90ZM165 88V89H164ZM167 88H169V90H170V92L168 91V89ZM89 90V89H91L90 91L91 92H89V91H87V93L85 92V91H82V90ZM125 89V88H124ZM137 89H135V90H137ZM173 89V90H172ZM95 91V93H93L94 91ZM107 90V91H106ZM142 90H143V92H142ZM148 90V92H150ZM165 90H167V91H165ZM69 91H70V89H69ZM79 91H81V93L79 92ZM103 91V92H102ZM122 91V93H119V92H121ZM154 91H156V95H155V92ZM164 91V92H163ZM171 91H172V93H171ZM79 92V95H81V96H79V97H75V96H78L77 95V93ZM103 94V96H102V94ZM123 92L125 93V94H123ZM134 91L132 90V92L131 93H133ZM168 92V93H167ZM86 93V94H85ZM91 93V98L89 97V96H86V98L84 97L85 95H89ZM98 95H97V94ZM105 93V94H104ZM112 93V94H111ZM118 95H117V94ZM130 93V94H131ZM135 93H137L138 95H140L138 92H135ZM164 93V94H163ZM96 94V100H95V97L93 96V95H95ZM101 94V95H100ZM108 94H110V95H108ZM116 94V95H115ZM123 96H122V95ZM150 95H151V93H149ZM161 94V95H160ZM173 94H174V96H173ZM82 95H84V96H82ZM110 96L109 98H107V97H104V96ZM115 95V97H113ZM125 95H126V97H129V99L128 98H126L125 97ZM160 95V96H159ZM164 95H166V96H164ZM171 95L173 96V98H175V99H173L172 97H171ZM15 96H17V98L15 97ZM100 96V97H99ZM117 96H120L119 98L121 99V98H125L124 100L123 99H119V100H117L118 98H117ZM122 96V97H121ZM156 96V97H155ZM158 96H159V98H158ZM99 97V101H102V102H99L98 101V98ZM103 99H102V98ZM160 97H163V98H160ZM78 100V103L80 102V99H81V101L82 102H80L79 104L78 103H76L75 102V100L76 99ZM87 98H89V99H91V100H93V102H95L94 104H93V102H91V100L90 101H88L87 100ZM111 98H114V99H116V100H113V99H111ZM131 98V99H130ZM170 98V99H169ZM172 98V99H171ZM85 99H86V101H87V103H88V105H86L87 103L86 102H84L85 101ZM101 99V100H100ZM105 99V100H104ZM134 99V100H133ZM161 99V100H160ZM41 100H42V102H41ZM45 100V101H44ZM76 100V101H77ZM95 100V101H94ZM104 100V101H103ZM109 100H111V101H109ZM125 100H127V104L125 103L126 101ZM130 100L132 101V103L134 102V104H132L131 102H130ZM169 100V101H168ZM173 100V101H172ZM116 101V103H114ZM123 101V102H122ZM125 101V102H124ZM164 101H168L167 102V104L168 105H166V102H164ZM172 101V102H171ZM179 101V102H178ZM46 102V103H45ZM84 102V103H83ZM90 102V103H89ZM108 102H110L109 104H108ZM128 102H130L129 104L131 105L130 107H134V108H138L137 110L136 109H130L129 110V112H131V113H129L128 112V108L126 109V107H129L128 105ZM158 102V103H157ZM174 102H176V103H174ZM42 103H44V104H42ZM55 103H57V105H59V104H61V99H57L55 102H54V104ZM84 105H83V104ZM97 103V104H96ZM98 103H100V104H98ZM112 103H114V104H112ZM118 103H122L121 105H123V103H124V105L125 106H121V108H118ZM170 103V104H169ZM39 104L42 106H39ZM92 104V105H91ZM96 104V105H95ZM106 104H108V105H106ZM115 104H118L117 106H115ZM165 106H164V105ZM177 104V105H176ZM97 105H101L100 107H99V109H97L98 107H97ZM106 105V106H105ZM110 105V106H109ZM134 105V106H133ZM163 105V106H162ZM103 106H105V107H103ZM109 106V107H108ZM111 106H113V108L111 107ZM144 106V107H143ZM175 106V107H174ZM176 106H177V108H176ZM95 107V108H94ZM102 107V108H101ZM116 107L118 108V109H116ZM124 109H126L127 110V112H128V114H130V115H133V116H131V117H133V118H131V117H127V116H130V115H127L125 112H126V110H125V112L124 111H122L123 113H125L127 116H124V115H120L122 112L120 111V110H122L123 108ZM129 107V108H130ZM146 107V108H145ZM158 107V108H157ZM161 107V108H160ZM164 107V108H163ZM109 108H111L110 110H109ZM166 108V109H165ZM14 109V110H13ZM102 109V110H101ZM106 109V110H105ZM116 111L115 113H114V110ZM148 109V110H147ZM162 111V109H164V111H160V110ZM87 111V113L86 112H84V111ZM105 110V111H104ZM108 110V111H107ZM113 110V111H112ZM121 112L120 114L118 113L117 114V112H119V111ZM133 110H135L134 112H133ZM150 110H152L153 111V109H151V107H150ZM91 112V114L89 113V112ZM138 111V112H137ZM141 111H143V113L144 114H142V116L143 117H141V114H140V112ZM158 111H160V112H158ZM175 111V112H174ZM79 112H81V113H79ZM93 113H94V115H93ZM96 113L99 115V116H101V117H99L98 115H96ZM133 113V114H132ZM142 113V112H141ZM147 113V114H146ZM80 114H82V115H80ZM85 114V115H84ZM134 114H135V117L136 118H139V117H141L143 120H145V121H142V119L141 118H139V119H136L135 117H134ZM139 116H138V115ZM162 114V115H161ZM175 114V115H174ZM31 115V116H30ZM68 114H66L65 116H67ZM78 115H79V117H78ZM88 116V119H87V116ZM90 115H91V117H90ZM93 115V116H92ZM96 115V117L93 119V117ZM104 116V118H105V120H104V118H103V116ZM159 115V116H158ZM65 116L64 117H59V125L60 126H58L57 125V127H58V132H59V134H61V135H63V134H65V129L64 128H66L67 127V124H68V122L69 121H73L74 122V118H73V116H72V120H70V118H68V119H66L65 118ZM156 116V117H155ZM158 116V117H157ZM162 116V117H161ZM174 116V117H173ZM176 116V117H175ZM97 117H98V120H97ZM106 117H107V120H106ZM108 117H110V119H108ZM112 117V118H111ZM84 118V119H83ZM90 118V119H89ZM102 119V120H100V119ZM115 118V119H114ZM135 118V119H134ZM160 118V119H159ZM163 118V119H162ZM177 120H176V119ZM93 119V120H92ZM116 119L117 120H122L123 121V124L124 123H127V124H125V126L123 125V127H121L120 128V125L122 126V124H118L117 126H119V127H117L116 125H115V123L117 124V122H115L116 121ZM173 119V120H172ZM86 120H88V121H86ZM158 120H160L159 122L160 123H158ZM162 120V121H161ZM89 121H91V122H89ZM92 121H94V123H95V125H94V123H93V125H92ZM101 123H100V122ZM125 121V122H124ZM127 121V122H126ZM172 121V122H171ZM176 122V124H175V122ZM62 122V123H61ZM75 122H78V121H75ZM97 122V123H96ZM111 122V123H110ZM115 122V123H114ZM164 122V123H163ZM179 122V123H178ZM99 123V124H98ZM103 123V124H102ZM118 123H119V121H118ZM122 123V122H121ZM162 123V124H161ZM178 123V124H177ZM63 124V125H62ZM90 124V125H89ZM102 124V125H101ZM106 124V125H105ZM111 124V125H110ZM175 124V125H174ZM21 125V126H22ZM44 124L42 123V124H40L39 125V129L40 130H43V129H41L42 128V126H43ZM104 125V126H103ZM131 127H130V126ZM136 125V126H135ZM178 125H181V126H178ZM41 126V127H40ZM61 126H64V127H62V128H60ZM101 128H100V127ZM115 126V127H114ZM135 126V127H134ZM171 126V127H170ZM174 126V127H173ZM108 127L110 128V130H108ZM128 127V128H127ZM170 127V128H169ZM177 127V128H176ZM182 127H183V130H185V131H183V130H181L182 129ZM44 129H45V127H43ZM106 128V129H105ZM114 130H113V129ZM116 128H118L117 130H116ZM125 128H127V129H125ZM139 128H140V130H139ZM141 128H142V130H141ZM174 128V129H173ZM176 128V129H175ZM179 128H181L180 130H177V129H179ZM185 128V129H184ZM188 128V127H187ZM123 130L124 131V134L122 133L123 131H121V130ZM130 129V130H129ZM135 129V130H134ZM144 129V130H143ZM146 129V130H145ZM115 130L117 131V132H115ZM120 130V131H119ZM127 130H128V132H127ZM133 130V133L131 132ZM156 130L158 131L159 130V132L157 133L156 132ZM188 130V131H187ZM119 131V132H118ZM127 132V135H126V132ZM141 133H140V132ZM143 131V132H142ZM160 131H161V133L163 134L164 132H166V133H164L163 135L160 133ZM163 131V132H162ZM190 131V132H189ZM147 134H145V133ZM94 133V134H95ZM104 135H103V134ZM130 133H132V135H129ZM142 135H140V134ZM145 134L146 135V137H143V136H145V135H143V134ZM155 133V134H154ZM170 133V134H169ZM134 134H139L138 135V137H136ZM156 134H158V135H156ZM165 134H166V136H165ZM108 135V136H107ZM112 137H111V136ZM155 135V136H154ZM171 135V136H170ZM172 135H174V136H172ZM113 136L114 137H116V138H113ZM141 136V137H140ZM149 136V137H148ZM150 136H151V139H150ZM157 136V137H156ZM158 136H160V137H158ZM204 136V135H203ZM96 137H95V139H96ZM145 138V139H141V138ZM167 138L168 140H166V139H161V141H160V139L158 140V138ZM169 137V138H168ZM171 137H173V138H171ZM120 138V139H119ZM156 138H157V140H156ZM172 139V141H171V139ZM188 138V140H187V142H186V139ZM113 139V140H112ZM117 139V140H116ZM184 139V140H183ZM190 139L191 140H193L192 142L190 141ZM153 140H155V141H153ZM97 141H100V139H98ZM169 141V142H168ZM103 142V143H104ZM116 142V143H115ZM120 142V143H121ZM157 142V143H156ZM159 142V143H158ZM201 142V143H200ZM204 142V143H203ZM183 143H185V144H183ZM189 144V147H187L186 146V144ZM192 143V145H190ZM84 144V143H83ZM89 144V143H88ZM118 144V143H117ZM135 144V143H134ZM140 144H141V146H143L144 144V153H143V147H140ZM165 144V145H164ZM167 144V145H166ZM168 144H170L169 146H168ZM182 144V145H181ZM2 145V148H4L3 146H5V148L7 147V145H5V144H0V146ZM86 146V148H87V150H88V146H87V143L85 144ZM148 145V146H147ZM178 145V146H177ZM84 146V145H83ZM108 146H110V147H108ZM113 146V147H114ZM135 146V145H134ZM149 146L151 147V148H149ZM180 146V147H179ZM104 147H106V146H104ZM103 147V148H104ZM153 147V148H152ZM154 147H155V149H154ZM182 147V148H181ZM186 147V148H185ZM86 148H84L85 150H86ZM127 148H129V149H127ZM192 148V149H191ZM210 148V149H209ZM83 149V150H84ZM107 149H105V151L107 150ZM111 149V148H110ZM109 149V150H110ZM126 149V150H125ZM147 149H150V151H148L147 152ZM151 149H153V151L151 150ZM184 149H186V150H184ZM146 150V151H145ZM155 150V151H154ZM157 150V151H156ZM166 150L168 151L167 153H165L166 152ZM89 151V150H88ZM108 151V150H107ZM123 151H125V152H123ZM134 152L136 151L135 149L133 150ZM191 151V152H190ZM213 151V152H212ZM84 152V151H83ZM134 152H132V153H134ZM148 154H147V153ZM153 152H155V153H157L158 152V154H156L157 156L159 155V157H157V156H155V153L153 154ZM163 152H164V154H163ZM85 153V152H84ZM121 153H126V155H127V153H128V155H127V157L128 158H126V155L124 154V156H125V158L123 157L122 158V156H123V154L121 155ZM135 153H137V152H135ZM143 153V154H142ZM151 153V154H150ZM214 155H213V154ZM147 154V155H146ZM153 154V155H152ZM133 155V156H132ZM180 155V156H179ZM181 155H183V156H181ZM132 156V157H131ZM180 158H179V157ZM130 157V158H129ZM161 157V158H160ZM175 157V158H174ZM108 158V157H107ZM115 158H117V157H115ZM124 159L125 160V163L124 162H122L121 161V159ZM133 158V161H131L130 162V160ZM135 158H136V165L134 164L135 163ZM151 158V159H150ZM166 158H167V160H166ZM173 158L174 159H176L177 160V162H176V160H174V161H172L173 160ZM177 158H179V159H177ZM181 158H183V160L181 159ZM187 158L188 159V161H187V159L185 160V159ZM192 158V159H191ZM196 158V159H195ZM120 159V160H119ZM128 160V163L130 162V164L129 165H127V160ZM143 159H145L144 161H143ZM153 159V160H152ZM172 159V160H171ZM107 160H108V162H107ZM116 160V159H115ZM149 160V161H148ZM152 161V163H153V165H148V164H150V162ZM162 162H161V161ZM178 160H179V162H178ZM185 160V161H184ZM196 160V161H195ZM138 161V162H137ZM146 161L148 162V164L146 163ZM155 161V162H154ZM170 161L172 162V163H170ZM181 161H182V163H181ZM217 161V160H216ZM122 162V163H121ZM142 162H145V163H142ZM175 162V163H174ZM187 162V163H186ZM199 162V164L197 165V163ZM209 162V163H208ZM105 163H106V166H105ZM108 163V164H107ZM145 164L146 166L148 165V166H151L150 168H152V169H150V173H147V172H149V171H147L145 168H147L146 166L144 167V169L147 171H145L144 170V172H143V174H144V176L143 175H141V176H143V177H145V176H148L147 177V179L145 178H138L137 177V174H135L134 175V173H136L135 171H137V170H139V168L141 167V165H140V167L138 166V164ZM151 163V164H152ZM193 163V164H192ZM214 163V164H213ZM110 164V165H109ZM125 164V165H124ZM176 164V165H175ZM181 164V165H180ZM186 164V165H185ZM190 164H192V165H190ZM205 164V165H204ZM208 164V165H207ZM210 164L212 165V166H210ZM111 165H112V168H111ZM142 165V166H143ZM169 165H170V167H169ZM178 165V166H177ZM201 167H200V166ZM102 166V165H101ZM105 166V167H104ZM123 166V167H122ZM127 168H126V167ZM130 166V167H129ZM131 166H132V168H131ZM135 166H137L136 168H137V170H135L136 168H135ZM176 166V167H175ZM192 166V167H191ZM217 166V165H216ZM219 166V165H218ZM108 167H110V168H108ZM114 167V168H113ZM172 167V168H171ZM178 167H180V168H178ZM182 167V168H181ZM184 167H186V168H184ZM191 167V168H190ZM199 167V168H198ZM103 168V169H102ZM122 168V170L120 171V169ZM135 168V169H134ZM143 168V167H142ZM183 168H184V170H183ZM211 168H213V170L211 169ZM148 170H149V167L147 168ZM153 169H155V170H153ZM173 170V172H172V170ZM185 169H188V170H185ZM198 169V170H197ZM210 169V170H209ZM106 170H108L107 172H106ZM133 170H135V171H133ZM208 170V171H207ZM213 172H212V171ZM216 170V171H215ZM219 170V171H218ZM114 171H116V172H114ZM118 171V172H117ZM126 171H127V173H126ZM181 173L180 175L182 176V178H181V176L179 175V173ZM187 171H188V173H187ZM215 171V172H214ZM218 171V172H217ZM106 172V173H105ZM124 172V173H123ZM128 172H130L129 174H128ZM132 172H134L133 174H132ZM145 172L147 173V174H149V175H145ZM154 172V173H153ZM183 172V173H182ZM205 172V173H204ZM222 172H223V170H222ZM173 173V174H172ZM185 173V174H184ZM105 174H106V176H105ZM124 174H125V176H124ZM150 174H153V175H151V177H150ZM199 174H200V176H199ZM205 176H204V175ZM214 174V175H213ZM224 174V173H223ZM129 175H130V177L132 176V178H129ZM211 175H212V177H211ZM221 175V176H220ZM126 176L128 177V180L129 181H127V178H126ZM134 176L139 180V181H137V179L136 178H134ZM139 176V175H138ZM140 176V177H141ZM185 177V179H184V177ZM188 176V177H187ZM195 176V177H194ZM152 177H153V179H155V181H156V183L158 184L157 186H155L156 185V183H155V181L152 179ZM178 177V178H177ZM194 177V178H193ZM200 177V178H199ZM205 177V178H204ZM207 177V178H206ZM100 178V179H101ZM211 178V179H210ZM110 179V178H109ZM152 179V183L150 182V180ZM214 179V181H212ZM220 180L219 181V183H218V181L216 182V180ZM232 179V178H231ZM148 180V181H147ZM183 180H185V181H183ZM191 180V181H190ZM199 180V181H198ZM136 181V182H135ZM142 181H143V183H142ZM154 181V182H153ZM178 181V182H177ZM183 181V182H182ZM127 182H129V183H127ZM132 184H131V183ZM133 182H135V183H133ZM148 182H150V183H148ZM163 182V183H162ZM186 182V183H185ZM192 183V185L191 184H189V183ZM196 182V183H195ZM224 184V186H223V184ZM137 183V184H136ZM148 183V184H147ZM162 185H165V186H161V184ZM185 183V184H184ZM188 183V184H187ZM218 183V184H217ZM231 183V182H230ZM128 184V185H127ZM175 184V185H174ZM232 184V183H231ZM131 185V186H130ZM161 186L163 189H164V187H166L167 185V187L163 190L161 187V189H159V190H161V191H158V190H156L157 191V193L155 194V195H153V196H151V194H154L156 191L154 190V189H156V188H159L158 186ZM169 185H170V187H169ZM228 185V186H227ZM147 186H148V188H147ZM155 186V187H154ZM186 186V187H185ZM190 186V187H189ZM210 186V187H209ZM219 186V187H218ZM232 186H233V184H232ZM146 187V188H145ZM152 187H154V189L153 190H151L152 189ZM178 187V188H177ZM217 187V188H216ZM134 188V189H133ZM169 188V189H168ZM171 188H172V190H171ZM176 188V189H175ZM186 188V189H185ZM212 188V189H211ZM178 189V190H177ZM192 189V190H191ZM202 189V190H201ZM217 189V190H216ZM222 189V190H221ZM227 189H229V190H227ZM144 192H143V191ZM168 190V191H167ZM171 190V191H170ZM180 190V191H179ZM198 190H199V192H198ZM137 191V192H136ZM154 191V192H153ZM173 191V192H172ZM183 191V192H182ZM186 191H188V192H186ZM213 191V192H212ZM226 191V192H225ZM229 191V193H227ZM147 192H149V193H147ZM160 192H163V193H160ZM168 192V193H167ZM171 192H172V194H171ZM176 192H177V194H176ZM207 192V193H206ZM216 192V193H215ZM180 193V194H179ZM186 193V194H185ZM211 194V196H210V194ZM231 193V194H230ZM161 194H163V196L161 195ZM192 194V195H191ZM197 194V195H196ZM215 194V195H214ZM227 194H229L228 196H227ZM134 195V196H133ZM150 195V196H149ZM171 195V196H170ZM176 195H178V196H176ZM181 195V196H180ZM184 197H183V196ZM186 195V196H185ZM200 195V196H199ZM203 195V196H202ZM207 195V196H206ZM232 197H231V196ZM160 196V197H159ZM170 196V197H169ZM188 196H190V198H191V200H189L188 199V201L186 200L187 198H188ZM191 196H193V197H191ZM134 197V198H133ZM165 198V199H163V198ZM180 197V198H179ZM186 197V198H185ZM198 197H199V199H198ZM205 197V198H204ZM230 197V198H229ZM148 198H150V200L148 199ZM157 198V199H158ZM172 198H176L174 201L175 202H177V204L173 201V199ZM192 198H194V199H196V201H193L194 199H192ZM206 198H207V200H206ZM130 199V200H131ZM183 199H185V200H183ZM213 199H215V200H213ZM131 200V201H132ZM153 200H155L157 203L159 202V201H157L156 200V198L155 199H153ZM164 200H165V202H164ZM177 200V201H176ZM179 200V201H178ZM200 200H202V201H200ZM211 200V201H210ZM198 201V202H197ZM215 201V202H214ZM217 201V202H216ZM148 202V203H147ZM180 202V203H179ZM191 202V203H190ZM196 202V203H195ZM230 202V203H229ZM232 202V203H231ZM149 203V204H150ZM157 203H155V205L157 204ZM175 203V204H174ZM193 203H195V205L193 204ZM202 203V204H201ZM228 203V204H227ZM145 204V205H144ZM149 204L147 205L148 207H149ZM159 205H160V203H158ZM204 204V205H203ZM214 204V205H213ZM224 204H226L227 206L226 207H228V209L225 207V205ZM231 204H232V207H231ZM151 205H153V204H151ZM201 205H202V207H201ZM154 206V205H153ZM182 206V207H181ZM199 206H200V208H199ZM206 208H205V207ZM212 207L211 209H213V211L209 208V207ZM215 206V207H214ZM226 208H224V207ZM232 208V210H231V208ZM159 206H157V208H158ZM166 207V208H165ZM207 207H208V209H207ZM156 208V207H155ZM186 210H185V209ZM203 208L204 209H206L207 211H205V210H203ZM216 208H218V209H216ZM178 209V210H177ZM220 209V214H218V212L216 211V210H219ZM187 210H188V212H187ZM211 211V213L209 212V211ZM228 210H230V211H228ZM193 211V212H192ZM205 211V212H204ZM215 211V212H214ZM176 212H178L177 214H176ZM179 212H181V214H179ZM191 212V213H190ZM217 212V214H215ZM228 214H227V213ZM236 212V213H235ZM143 213V214H142ZM168 213L170 214V215H168ZM185 213V214H184ZM222 213V214H221ZM173 214V215H172ZM179 214V215H178ZM209 214H211L212 216H209ZM214 214V215H213ZM233 214V215H232ZM235 215H237V216H235ZM177 216V217H176ZM206 216V217H205ZM213 216L214 217H216L215 219L213 218ZM209 217V218H208ZM223 217V218H222ZM231 217V218H230ZM235 217V218H234ZM211 218H213V219H211ZM218 218H219V221H218ZM221 218V219H220ZM227 218V219H226ZM241 218V219H240ZM192 219V220H191ZM209 219H211V220H209ZM226 219V220H225ZM229 219V220H228ZM231 219V220H230ZM236 219L238 220V221H236ZM199 220V221H198ZM195 221V222H194ZM209 221H211V222H209ZM215 221H217L216 223H213V222H215ZM234 221V222H233ZM241 221H243V220H241ZM172 222V223H171ZM200 222V223H199ZM203 222V223H202ZM220 222V223H219ZM228 222V223H227ZM182 223V224H181ZM210 223V224H209ZM211 223H213V224H211ZM218 223V224H217ZM231 223H234V224H231ZM238 223H241L240 225H238ZM227 224H229L228 226H226ZM171 225V226H170ZM186 225H188V226H186ZM190 225V226H189ZM122 226V227H121ZM152 226H156L157 228L156 229H152V228H154V227H152ZM192 226V227H191ZM215 226V227H214ZM225 228V230H224V228ZM239 226V227H238ZM243 226V225H242ZM118 227V228H117ZM221 228V229H220ZM223 228V229H222ZM230 228L231 229H233L232 231L230 230ZM239 228V230H237ZM202 229V230H201ZM241 229H242V227H241ZM116 230H117V232H116ZM164 230V231H163ZM166 230V231H165ZM186 230V231H185ZM196 230V231H195ZM142 231H144V232H147V233H144V232H142ZM185 233H184V232ZM205 231V232H204ZM119 232H121V234H123V236L122 235H120L119 234ZM141 232L143 233V235H141ZM160 233V234H162V242H160L159 244H156L157 242L155 241V239L153 240V238H155V237H152V238H150L149 236H150V234L149 233H151V234H153V236H154V234H156V233ZM169 232V233H168ZM171 232V233H170ZM172 232H173V234H172ZM201 232V233H200ZM204 232V233H203ZM140 233V234H139ZM175 233V234H174ZM215 233V234H214ZM118 234V235H117ZM148 234V235H147ZM179 234V235H178ZM198 236H197V235ZM219 234H221L220 236V238L218 237L219 236ZM238 234V233H237ZM210 235V236H209ZM135 236H140V238H138L139 240H141V241H143V239H144V241L143 242H135L136 240H138ZM200 236V237H199ZM203 236V237H202ZM213 236V237H212ZM234 237H236V233H235V235H233ZM120 237H122V241L120 240V239H118V238H120ZM123 237H124V239L126 240H123ZM143 239H142V238ZM147 238V241H148V239H150L152 242H150V240H149V242H147L145 239ZM166 237V238H165ZM191 237V238H190ZM193 237H195L194 239H193ZM199 237V238H198ZM202 237V238H201ZM205 237V238H204ZM208 237V238H207ZM211 237V238H210ZM217 239H216V238ZM136 238V239H135ZM190 238V239H189ZM209 238H210V240H209ZM228 238V239H227ZM232 238V239H231ZM111 239H113V240H111ZM135 239V241H133ZM168 239V240H167ZM173 239V242L171 241ZM197 239V240H196ZM111 240V241H110ZM118 240H120V241H118ZM138 240V241H139ZM171 242H170V241ZM220 240V241H219ZM221 240H223V241H221ZM226 240V241H225ZM229 240V241H228ZM116 241V242H115ZM131 241H133V243H139V244H137V245H133V244H131L132 242ZM147 242V244H146V242ZM153 241H154V243H153ZM177 241V242H176ZM203 241V242H202ZM214 241V242H213ZM217 241L219 242V243H217ZM105 242V243H104ZM111 242H113V244L111 243ZM125 243V245H124V243ZM156 242V243H155ZM206 242V243H205ZM212 242V243H211ZM227 242H229V244L227 243ZM111 243V245H109ZM118 243V244H117ZM144 243V247H145V250H146V252H145V250H144V253L142 254V255H144V256H142L141 255V253L143 252V249H144V247H143V244ZM148 243H149V245H148ZM163 243V245L162 246H159V245H161ZM170 243L172 244V245H170ZM189 245V246H187V244ZM215 243V244H214ZM223 243V244H222ZM120 244V247L118 246ZM127 244V245H126ZM140 244H141V246L143 247V248H140L141 246H140ZM154 244V245H153ZM156 244V245H155ZM179 244V245H178ZM181 244V245H180ZM193 244V245H192ZM218 244V245H217ZM226 244H228V246L226 245ZM114 245V246H113ZM128 245H130V246H135V247H133V248H131L130 246V248H131V250L132 249H135V250H133V252H134V254L132 253V251L130 252V254L132 253V255H130L129 254V248H127V246ZM140 247H139V246ZM152 245V246H151ZM177 245V246H176ZM184 245V246H183ZM220 245H222V247H220ZM235 245V246H234ZM112 246V247H111ZM123 246V247H122ZM137 246L139 247V248H137ZM167 248H166V247ZM193 248H192V247ZM195 246V247H194ZM199 246H200V248H199ZM224 246V247H223ZM232 246H234V247H232ZM101 247H102V249H101ZM115 247H116V249H115ZM147 247V248H146ZM150 247V248H149ZM153 247V248H152ZM162 249H161V248ZM203 247V248H202ZM120 248V249H119ZM125 248H127L128 249V254L125 256V254H126V252H127V249H125ZM183 248V249H182ZM202 248V249H201ZM206 248H208V249H206ZM140 249V250H139ZM142 249V250H141ZM148 249H151L150 251L148 250ZM173 249H174V251H173ZM178 249V250H177ZM193 249V250H192ZM197 249V250H196ZM198 249H200L199 251H201V252H199L198 251ZM205 249H206V251H205ZM232 249V250H231ZM139 250V251H138ZM148 250V251H147ZM169 252H168V251ZM80 251V250H79ZM112 251H114V252H112ZM138 251V252H137ZM154 251H156V252H154ZM158 251H159V253H158ZM175 251H176V253H175ZM178 251V252H177ZM194 251H195V253H194ZM216 251L218 252V253H216ZM74 252V251H73ZM77 251H75L74 253H76ZM108 252H110V253H108ZM135 252H137V253H135ZM181 252V253H180ZM183 252L185 253L184 255H183ZM196 252H198L199 254H198V256H197V253ZM145 253H147V254H145ZM151 253V254H150ZM193 253H194V255H193ZM223 254V255H221V254ZM226 253V254H225ZM105 254V255H104ZM116 254V255H117ZM135 254H137V255H135ZM153 254V255H152ZM155 254H157V255H155ZM159 254H160V257H159ZM162 254V255H161ZM179 256H178V255ZM180 254H181V256H180ZM208 254V255H207ZM220 254V255H219ZM230 254V255H229ZM140 255V256H139ZM145 255H146V257H145ZM152 255V256H151ZM163 255H165V256H163ZM190 255H192V256H190ZM202 255H204V256H202ZM212 255V256H211ZM214 255V256H213ZM218 255V256H217ZM225 255V256H224ZM137 256H138V258H140V260L139 261H137L138 260V258H137ZM152 257V259H150L151 261H148L147 259H149V257ZM168 256V257H167ZM170 256V257H169ZM195 256V257H194ZM199 258V259H197V257ZM207 256H209L210 258H207ZM227 256V257H226ZM141 257H145V258H141ZM167 257V258H166ZM182 257H184V258H182ZM189 257H190V259H189ZM192 257V258H191ZM202 257V258H201ZM212 257V258H211ZM214 257V258H213ZM235 259H233V258ZM236 257H239L238 259L239 260H237L236 261ZM130 258H132L131 260H130ZM157 260H155V259ZM182 258V259H181ZM219 260H218V259ZM220 258L222 259V260H220ZM126 259V260H125ZM143 259V261H141ZM189 259V260H188ZM195 259V260H194ZM209 261H208V260ZM228 259V260H227ZM129 260V262H127ZM171 260V261H170ZM179 260V261H178ZM191 260H192V262H191ZM194 260V261H193ZM199 260V261H198ZM213 261V263H212V261ZM223 260H225V261H223ZM233 260V261H232ZM137 261V262H136ZM156 263H155V262ZM178 261V262H177ZM182 263H181V262ZM202 261V262H201ZM208 261V262H207ZM222 261V262H221ZM236 261V262H235ZM239 261H240V263H239ZM135 262V263H134ZM140 262V263H139ZM144 262V263H143ZM176 262V263H175ZM185 262V263H184ZM219 262V263H218Z\"/></svg>", "mask_w": 264, "mask_h": 264}]
</instances>
